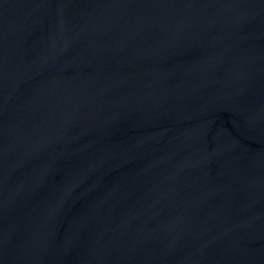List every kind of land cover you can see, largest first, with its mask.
Returning a JSON list of instances; mask_svg holds the SVG:
<instances>
[{"label":"water","instance_id":"1","mask_svg":"<svg viewBox=\"0 0 264 264\" xmlns=\"http://www.w3.org/2000/svg\"><path fill=\"white\" fill-rule=\"evenodd\" d=\"M0 264H264V0H0Z\"/></svg>","mask_w":264,"mask_h":264}]
</instances>
